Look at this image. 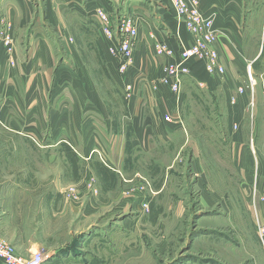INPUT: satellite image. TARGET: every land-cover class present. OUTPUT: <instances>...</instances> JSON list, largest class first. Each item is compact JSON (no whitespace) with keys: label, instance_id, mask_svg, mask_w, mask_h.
<instances>
[{"label":"rangeland","instance_id":"374dc122","mask_svg":"<svg viewBox=\"0 0 264 264\" xmlns=\"http://www.w3.org/2000/svg\"><path fill=\"white\" fill-rule=\"evenodd\" d=\"M66 12L69 36L49 29L55 47L50 74L22 69L33 75V96L47 105L40 124L32 125L38 130L27 126L24 115H17V131L0 126V194L6 192L0 197V238L13 243L19 224L37 242L33 252H48L44 264H264L257 231L264 224L254 227L250 206L264 202V191L249 194L264 150L247 147L252 153L244 156L246 147L236 146V126L228 123L221 94L196 86L188 74L175 94L166 66L161 77L152 74L150 63L136 70L139 38L121 69L97 46V18ZM126 18H116L113 28ZM6 37L13 43L12 35ZM4 38L0 34L2 44ZM67 42L78 51L69 52ZM153 43L154 59L164 56ZM160 87L171 91L170 104L162 94L159 100ZM62 98L68 101L63 110ZM251 108L249 101L244 143L252 137L253 120L256 134L264 133L263 105L260 112ZM53 109L56 119L69 114L70 130H52L47 114ZM173 123H186L189 137L169 131ZM158 124L167 127L166 138L159 137ZM130 125L145 133L150 128L143 147L129 149Z\"/></svg>","mask_w":264,"mask_h":264},{"label":"crops","instance_id":"0c3cea01","mask_svg":"<svg viewBox=\"0 0 264 264\" xmlns=\"http://www.w3.org/2000/svg\"><path fill=\"white\" fill-rule=\"evenodd\" d=\"M199 1L203 15L213 19L218 36L215 46L219 52V61L224 71L221 74H209L204 69L203 61L191 60L187 62L189 68L187 77L193 84L204 88L205 91L221 94L228 123L236 126L232 140L236 146L246 147L244 156L245 152L249 153L250 151L252 153L251 150H246L247 147L253 149V153H259V149H262L263 139V135L256 134L259 125L253 122L254 120L252 121V137L247 142L248 144L244 143L245 137L241 132V126L249 101H251L252 111H262L264 98V0ZM96 7H102L106 10L113 21L124 16H139L141 18L139 39L134 49L135 68L136 70L141 67L146 68V65L150 63L151 70L153 69L152 74L156 75L155 77H161L165 66L179 60L178 50L181 46L188 47L193 42L192 35L182 23L177 21L168 0H0V34L2 31L7 30L8 35L13 36V43L9 51H6L0 39L1 127L17 131V115H24L29 117L27 126L31 130H38L32 125L38 126L40 124L38 119L41 120L45 115L47 105H43L39 97L33 96L32 92L35 90V82L32 80L33 75L27 76L22 69L41 68L46 72L49 71L50 74L55 64L53 54L55 47L50 42L49 29H53L59 36L67 37L69 31L62 13L70 11L75 14L78 12L84 17L91 16L93 18L92 11ZM99 27L98 38L96 39L97 46H99L101 52L106 54L109 41L102 35ZM153 42L166 43L171 47L174 55L170 58L157 56L154 59L152 55ZM65 46L69 52L78 51L75 49L74 44L67 42ZM149 53H151V57ZM76 58L77 63L81 64L78 54ZM112 59L114 61L110 59L108 61L114 63L113 68L115 71L117 63L113 57ZM248 71L252 76V85L248 79ZM80 76L84 79L81 72ZM161 94L163 101L164 98H169L166 101L170 104L171 91L168 87L159 88L160 101ZM79 96L76 100L82 103L84 100L82 98L83 94ZM91 97L94 101H98L95 93L91 94ZM62 99L61 108L63 110L64 107H67L64 105H68V101L64 103L66 99ZM233 100L234 103L230 104ZM98 106L100 107V105ZM98 106L95 107L94 112L99 113L101 111V107ZM164 107L166 106L164 105ZM56 115L54 109L51 110L50 114H47L48 119L52 121L48 124L53 126L52 130H70L69 114L63 112L58 119L55 118ZM86 120L87 118L84 122ZM59 124L61 127H59ZM158 125L159 137H165L167 127L165 124ZM172 125L173 127L169 131L178 133L181 136L185 134L186 138L189 137L186 123H173ZM130 129L132 135L128 141L129 149L135 146L143 147L142 140L149 134L147 130H150V128L147 127L146 133L144 128L135 125H130ZM196 161L195 158L193 165L196 164ZM258 165L261 169L258 173V183L252 192H248L249 194L253 192L263 194L264 191L263 156H260V160L258 159ZM5 195L6 192L0 194L2 200H4ZM52 197L53 193H51V206L54 202ZM250 206L254 209V216L256 217L254 227L256 228L257 222L264 224V202H259L256 206L252 202ZM17 226L16 238L13 243L10 241L8 243L13 245L18 253L27 256L33 252L37 242L21 233L19 224ZM0 264L3 263L0 261Z\"/></svg>","mask_w":264,"mask_h":264},{"label":"built area","instance_id":"2783aa9c","mask_svg":"<svg viewBox=\"0 0 264 264\" xmlns=\"http://www.w3.org/2000/svg\"><path fill=\"white\" fill-rule=\"evenodd\" d=\"M174 10L177 21L182 23L187 31L192 35L193 42L190 46H181L178 50V61L166 66L167 83L173 93L180 92L181 76L189 73L187 62L191 60H200L204 62V69L209 74H221L224 71L219 61V52L216 48L218 39L217 31L214 28L212 17L203 15L199 0H168ZM93 16L97 18L102 35L109 41L108 52L116 58L118 66L121 69L127 67L133 56V47L139 37V16H128L125 21L115 29L114 21L108 12L102 7H96L92 11ZM2 37H5L3 44L9 51L11 39L7 30L2 31ZM156 53L164 56H173L174 52L169 45L163 42L155 44ZM119 71V70H118ZM248 79L252 85V76L248 71ZM264 107V104H263ZM262 148L264 150V133L262 139ZM258 235L264 249V227L257 229ZM45 249L39 248L23 256L18 253L13 245L0 238V261L3 264H44L49 258Z\"/></svg>","mask_w":264,"mask_h":264}]
</instances>
